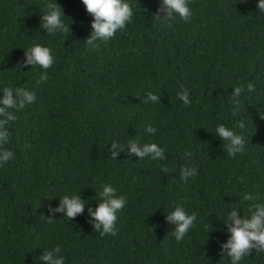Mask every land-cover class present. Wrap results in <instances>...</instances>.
<instances>
[{
	"label": "trees",
	"instance_id": "obj_1",
	"mask_svg": "<svg viewBox=\"0 0 264 264\" xmlns=\"http://www.w3.org/2000/svg\"><path fill=\"white\" fill-rule=\"evenodd\" d=\"M43 2L0 0V87L35 93L5 125L4 147L14 155L0 164V264H44L39 254L57 244L64 264H229L220 249L223 217L233 207L247 211L244 192L264 203V13L256 0H189L190 19L171 29L156 20L159 0H129L131 20L95 48L84 43L91 16L81 0H57L69 32L51 37L39 26ZM33 42L51 48L49 68L17 67ZM248 82L254 90L234 117L231 87ZM181 86L189 105L176 95ZM148 91L159 101L145 102ZM237 118L245 148L229 157L215 126ZM147 125L156 131L145 132ZM134 138L157 143L165 159L126 148L110 155L113 140L123 146ZM181 165L196 167V176L181 180ZM103 182L126 198L115 235L95 231L86 210ZM72 193L86 200L85 211L49 217V207ZM175 204L196 212L180 241L164 219ZM240 264H264V252Z\"/></svg>",
	"mask_w": 264,
	"mask_h": 264
},
{
	"label": "clouds",
	"instance_id": "obj_2",
	"mask_svg": "<svg viewBox=\"0 0 264 264\" xmlns=\"http://www.w3.org/2000/svg\"><path fill=\"white\" fill-rule=\"evenodd\" d=\"M85 11L91 16L89 21L90 33L84 43L87 47L95 48L97 41H105L114 36L118 29L122 30L126 23L133 16V8L129 0H81ZM43 11L39 9V26L48 36H55L57 33H68L69 24L64 22V13L57 0H44ZM256 8L259 13H264V0H256ZM192 15L189 7V0H159L156 10V20L161 26L171 29L177 20L187 22ZM23 56L18 61L17 67L20 69L25 65H38L41 69L49 68L54 61L52 50L46 44L33 42L31 45L22 48ZM46 73L41 72L39 79L43 80ZM38 82V81H37ZM230 100L231 112L235 117L241 108V96L251 93L254 84L248 82L231 87ZM178 99L184 104H190V94L186 87L181 86L176 93ZM158 95L152 91L145 94V102L159 101ZM35 100V93L27 88L4 86L0 87V164L6 163L13 158L11 149L4 147L9 140V132L5 125L9 121L16 119L15 111L22 109L26 104ZM245 125L242 120L237 118L232 127L224 123L215 126L216 136L223 141V148L229 157L243 153L245 148V137L237 132V127L243 128ZM156 129L147 125L145 132L154 133ZM127 149L129 156L144 158L149 156L151 159L164 160V149L155 142H141L139 138L129 139L126 144H121L113 140L108 149L110 155L116 158L118 152ZM192 153L185 151L183 156L190 159ZM162 171L167 172V166H162ZM197 174V169L190 165L180 166L181 180H187ZM243 179V178H240ZM116 189L111 183L103 182L99 186V196L95 207L89 205L87 214L95 231L101 236L105 234L115 235L116 213L125 205L124 195H116ZM240 199L251 202L247 211L242 209L243 214H238V207H233L227 211L223 217L224 230L227 233L226 239L220 243L221 252L228 257L229 264H240L243 258L249 256L253 250L264 252V203L260 202L259 197L253 193L244 192ZM86 200L75 193L64 194L59 197L58 203L48 209L49 217L55 213H61L68 219L81 214L85 211ZM240 208V207H239ZM51 220L50 218H48ZM173 227L172 235L177 241L183 239L196 221V212H188L183 205L175 204L164 217ZM212 225L207 223L206 232L212 229ZM37 260L44 264H64L65 257L59 244L50 249H44Z\"/></svg>",
	"mask_w": 264,
	"mask_h": 264
}]
</instances>
